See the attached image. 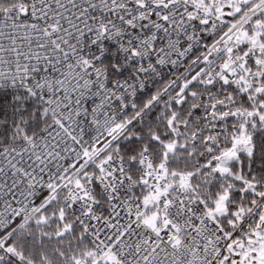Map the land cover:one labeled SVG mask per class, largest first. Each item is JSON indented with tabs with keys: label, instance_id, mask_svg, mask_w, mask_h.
Returning <instances> with one entry per match:
<instances>
[{
	"label": "snow or ice",
	"instance_id": "obj_1",
	"mask_svg": "<svg viewBox=\"0 0 264 264\" xmlns=\"http://www.w3.org/2000/svg\"><path fill=\"white\" fill-rule=\"evenodd\" d=\"M0 264H264V0H0Z\"/></svg>",
	"mask_w": 264,
	"mask_h": 264
}]
</instances>
